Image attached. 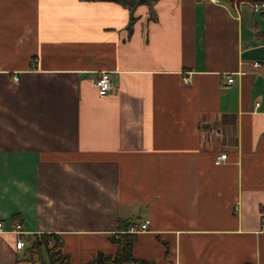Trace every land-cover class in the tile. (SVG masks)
<instances>
[{
  "label": "crops",
  "instance_id": "0c3cea01",
  "mask_svg": "<svg viewBox=\"0 0 264 264\" xmlns=\"http://www.w3.org/2000/svg\"><path fill=\"white\" fill-rule=\"evenodd\" d=\"M132 13L130 25L114 0H0V264H39L13 222L88 264L115 253L126 220L148 224L123 264H264L259 11L157 0Z\"/></svg>",
  "mask_w": 264,
  "mask_h": 264
},
{
  "label": "trees",
  "instance_id": "16d2710c",
  "mask_svg": "<svg viewBox=\"0 0 264 264\" xmlns=\"http://www.w3.org/2000/svg\"><path fill=\"white\" fill-rule=\"evenodd\" d=\"M117 3L127 7L131 12L130 25L134 20L133 10L140 4L151 5L157 0H114ZM228 5L247 3L251 6L255 4H264V0H220ZM261 17H264V6L259 10ZM264 35V33H262ZM131 222L121 221L118 225V231L110 236V240L117 245L113 255L97 253L88 264H123L126 261H132V245L136 238L135 232L130 231ZM26 255L33 262L39 264H71L70 258L63 250V241L55 233H34L23 236Z\"/></svg>",
  "mask_w": 264,
  "mask_h": 264
},
{
  "label": "built area",
  "instance_id": "2783aa9c",
  "mask_svg": "<svg viewBox=\"0 0 264 264\" xmlns=\"http://www.w3.org/2000/svg\"><path fill=\"white\" fill-rule=\"evenodd\" d=\"M212 1L220 2V0H212ZM262 6H264V4H255L253 6V8L256 11H259ZM184 80H188V77L185 78ZM226 81H227V83H231L233 81V77L232 76H228L226 78ZM95 86H96L97 94L99 96H105V95H107L110 92V90L112 89V83H111V80H110L108 72L102 71L98 75V77L95 80ZM226 157H227V154L225 152L218 154L215 157V159H214V164H216V165L221 164L226 159ZM147 224H148V221H146L145 223L141 224L139 226V228L132 227L130 229V231L138 232V231L144 230L146 228ZM6 231H7V229H6L5 225H4V223L0 220V232L4 233ZM9 231H11L12 233L16 234V236H17L16 240H15L16 248H18V249L22 248L24 246V241L20 237V235L23 234L24 231L21 228L20 222H13L11 224V228L9 229Z\"/></svg>",
  "mask_w": 264,
  "mask_h": 264
},
{
  "label": "rangeland",
  "instance_id": "374dc122",
  "mask_svg": "<svg viewBox=\"0 0 264 264\" xmlns=\"http://www.w3.org/2000/svg\"><path fill=\"white\" fill-rule=\"evenodd\" d=\"M257 19L262 25H264V17H261L260 14H257Z\"/></svg>",
  "mask_w": 264,
  "mask_h": 264
}]
</instances>
